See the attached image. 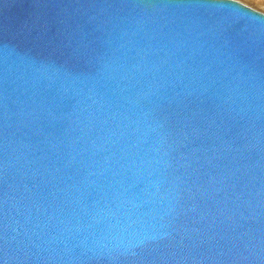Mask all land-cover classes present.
<instances>
[{
  "label": "water",
  "instance_id": "1",
  "mask_svg": "<svg viewBox=\"0 0 264 264\" xmlns=\"http://www.w3.org/2000/svg\"><path fill=\"white\" fill-rule=\"evenodd\" d=\"M0 264H264V13L0 0Z\"/></svg>",
  "mask_w": 264,
  "mask_h": 264
},
{
  "label": "rangeland",
  "instance_id": "2",
  "mask_svg": "<svg viewBox=\"0 0 264 264\" xmlns=\"http://www.w3.org/2000/svg\"><path fill=\"white\" fill-rule=\"evenodd\" d=\"M241 3H244L256 10L264 12V0H237Z\"/></svg>",
  "mask_w": 264,
  "mask_h": 264
},
{
  "label": "bare ground",
  "instance_id": "3",
  "mask_svg": "<svg viewBox=\"0 0 264 264\" xmlns=\"http://www.w3.org/2000/svg\"><path fill=\"white\" fill-rule=\"evenodd\" d=\"M244 4V3H243ZM246 5V4H245ZM248 6V5H247ZM248 7H250V6H248ZM250 8H252V7H250ZM252 9H254V8H252ZM256 10V9H255ZM257 11H259V10H257ZM261 12V11H260ZM262 13H264V12H262Z\"/></svg>",
  "mask_w": 264,
  "mask_h": 264
}]
</instances>
